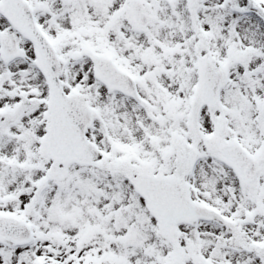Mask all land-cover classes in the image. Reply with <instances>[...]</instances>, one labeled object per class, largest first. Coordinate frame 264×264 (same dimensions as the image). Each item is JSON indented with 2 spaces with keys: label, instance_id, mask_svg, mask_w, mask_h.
<instances>
[{
  "label": "snow or ice",
  "instance_id": "1",
  "mask_svg": "<svg viewBox=\"0 0 264 264\" xmlns=\"http://www.w3.org/2000/svg\"><path fill=\"white\" fill-rule=\"evenodd\" d=\"M0 264H264V0H0Z\"/></svg>",
  "mask_w": 264,
  "mask_h": 264
}]
</instances>
